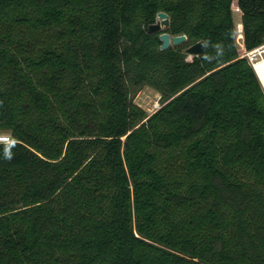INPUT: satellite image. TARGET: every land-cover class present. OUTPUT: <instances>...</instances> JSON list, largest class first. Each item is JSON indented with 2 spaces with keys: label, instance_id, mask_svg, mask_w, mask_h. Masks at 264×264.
<instances>
[{
  "label": "trees",
  "instance_id": "obj_1",
  "mask_svg": "<svg viewBox=\"0 0 264 264\" xmlns=\"http://www.w3.org/2000/svg\"><path fill=\"white\" fill-rule=\"evenodd\" d=\"M236 4L264 46V0ZM232 9L0 0V264H264V88Z\"/></svg>",
  "mask_w": 264,
  "mask_h": 264
},
{
  "label": "rangeland",
  "instance_id": "obj_2",
  "mask_svg": "<svg viewBox=\"0 0 264 264\" xmlns=\"http://www.w3.org/2000/svg\"><path fill=\"white\" fill-rule=\"evenodd\" d=\"M233 1V21L236 28V46L239 50V53L242 54V25H241V13L237 7L236 0ZM183 44V43H182ZM181 45V44H179ZM192 55H186V60H191ZM252 59V61L250 60ZM248 58L251 63L255 59L260 58L258 51L254 50V53ZM132 103L144 110L148 115L155 112L160 107V94L151 86H144L140 88L137 92L132 94ZM0 134L9 135V132L0 131Z\"/></svg>",
  "mask_w": 264,
  "mask_h": 264
},
{
  "label": "water",
  "instance_id": "obj_3",
  "mask_svg": "<svg viewBox=\"0 0 264 264\" xmlns=\"http://www.w3.org/2000/svg\"><path fill=\"white\" fill-rule=\"evenodd\" d=\"M169 26V16L164 11H159L156 14L155 22L148 26L149 33L160 32L159 40L161 41L160 49H167L170 46H176L186 41L187 37L184 34L171 35L167 32H161L166 30ZM205 41L199 40L193 44L188 45L185 48V53L192 56L201 54L205 48Z\"/></svg>",
  "mask_w": 264,
  "mask_h": 264
},
{
  "label": "bare ground",
  "instance_id": "obj_4",
  "mask_svg": "<svg viewBox=\"0 0 264 264\" xmlns=\"http://www.w3.org/2000/svg\"><path fill=\"white\" fill-rule=\"evenodd\" d=\"M255 51H258L260 54L259 59H255L252 62L253 68L264 88V46L259 47L258 49H255Z\"/></svg>",
  "mask_w": 264,
  "mask_h": 264
},
{
  "label": "built area",
  "instance_id": "obj_5",
  "mask_svg": "<svg viewBox=\"0 0 264 264\" xmlns=\"http://www.w3.org/2000/svg\"><path fill=\"white\" fill-rule=\"evenodd\" d=\"M242 54L239 53L240 57H246L247 59L250 58V56L254 53V50L251 51H247L244 47V45L242 46ZM249 60V59H248ZM250 60L252 61V59L250 58ZM249 60V61H250ZM250 61V62H251ZM252 64V63H251ZM11 141L10 136L6 135V134H0V142H4V143H9Z\"/></svg>",
  "mask_w": 264,
  "mask_h": 264
},
{
  "label": "clouds",
  "instance_id": "obj_6",
  "mask_svg": "<svg viewBox=\"0 0 264 264\" xmlns=\"http://www.w3.org/2000/svg\"><path fill=\"white\" fill-rule=\"evenodd\" d=\"M5 159H11V155L9 154V155H6L5 156Z\"/></svg>",
  "mask_w": 264,
  "mask_h": 264
}]
</instances>
